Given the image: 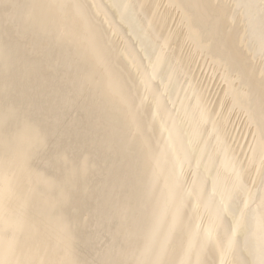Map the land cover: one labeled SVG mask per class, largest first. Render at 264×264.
Masks as SVG:
<instances>
[{
  "label": "bare ground",
  "instance_id": "bare-ground-1",
  "mask_svg": "<svg viewBox=\"0 0 264 264\" xmlns=\"http://www.w3.org/2000/svg\"><path fill=\"white\" fill-rule=\"evenodd\" d=\"M0 264H264V0H0Z\"/></svg>",
  "mask_w": 264,
  "mask_h": 264
},
{
  "label": "rangeland",
  "instance_id": "rangeland-1",
  "mask_svg": "<svg viewBox=\"0 0 264 264\" xmlns=\"http://www.w3.org/2000/svg\"><path fill=\"white\" fill-rule=\"evenodd\" d=\"M206 71V70H205ZM204 74V75H203ZM200 77H201V79H202V82L203 83H205L204 84V86L205 85H207L208 86V97L210 98L211 96H213V100H214V98L216 97V93L218 92V90H220L219 89V87H220V84H218L219 82L214 78V79H212V78H210V73H208V72H204L203 71V69H201V72H200ZM205 76V78L203 77V76ZM207 77V78H206ZM203 78H204V80H203ZM207 79V80H206ZM210 79V80H209ZM212 79V80H211ZM208 80H209V82H208ZM216 81H217V83H216ZM217 88V89H216ZM217 92H216V91ZM215 91V93H212V94H210L211 92H214ZM211 99V98H210ZM242 121L243 120H236V124L238 123L239 124V126L240 127H238V125L236 126V124L234 123V125H235V128H237V130L235 131V133L237 132V133H239V131H241L242 130ZM240 122V123H239Z\"/></svg>",
  "mask_w": 264,
  "mask_h": 264
}]
</instances>
